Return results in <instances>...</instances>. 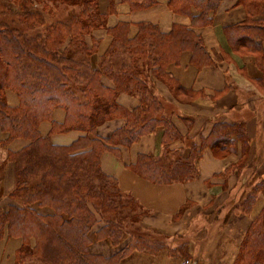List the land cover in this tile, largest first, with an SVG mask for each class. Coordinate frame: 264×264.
Here are the masks:
<instances>
[{"label": "trees", "instance_id": "1", "mask_svg": "<svg viewBox=\"0 0 264 264\" xmlns=\"http://www.w3.org/2000/svg\"><path fill=\"white\" fill-rule=\"evenodd\" d=\"M120 1L132 11L158 2ZM222 1L170 0V9L189 17L191 28L175 25L165 34L157 26L140 23L132 39L128 23L107 28L108 15L101 12L100 0L6 1L3 13L12 19L0 20V146L27 142L18 151L8 150L6 163L14 165L15 187L8 194L12 203L0 207V242H22L16 264H120L135 251L157 255L168 248L160 237L154 245L126 228L130 223L131 229L136 224L137 231H144L142 212L117 180L102 171L101 158L106 152L130 149L159 130H163L166 154L174 141L182 139L151 82L164 83L175 96L194 97L168 69L185 53L197 71L215 65L195 29L212 24ZM239 4L246 18L225 29L229 45L238 55L255 56L264 72L259 54L264 41V0H239ZM103 29L112 42L94 62L101 42L95 32ZM7 92L17 95L18 106L9 105ZM122 93L138 98L139 105L133 110L123 107L118 102ZM57 109L65 112L63 123L53 119ZM119 119L123 125L110 136L98 135L100 126ZM44 122L51 123L46 137L40 132ZM70 131L84 135L69 146L52 144L51 135ZM237 140L248 146L244 126L221 122L188 159L166 163L139 155L129 169L153 184L190 181L197 176L194 162L203 150L210 148L224 158L235 151ZM263 188L260 183L248 195L243 212L251 214ZM127 234L130 239L124 244ZM95 242H109L116 250L110 256L96 254ZM170 252L189 258L187 244ZM233 264H264V208L251 221Z\"/></svg>", "mask_w": 264, "mask_h": 264}, {"label": "crops", "instance_id": "2", "mask_svg": "<svg viewBox=\"0 0 264 264\" xmlns=\"http://www.w3.org/2000/svg\"><path fill=\"white\" fill-rule=\"evenodd\" d=\"M169 1L158 0L157 5L149 9L132 11L120 0L114 3L100 0V10L108 15L107 28H113L119 22L128 23L130 39L137 35L140 23L157 26L165 34L170 33L175 25L191 28V19L175 14ZM192 13L197 14L194 9ZM212 17L211 25L195 31L203 38L215 65L197 71L189 64L190 55L185 53L178 64L168 69L183 89L195 93L194 97L187 94L175 96L164 83L156 79L151 82V89L166 108V117L182 137L170 145L171 153L164 152L161 143L163 130H159L141 138L130 149L119 148L116 154L106 152L101 158L102 171L116 179L120 189L139 204L143 230L162 238L168 245L157 255L135 251L120 264H195V251L199 245L209 246L211 231L216 236L211 245L219 246L218 250L222 252L215 257L201 254V262L233 264L251 221L264 208L263 188L251 214L243 212L245 199L254 188L264 183V72L255 56L238 55L229 45L225 29L246 18L239 0H223ZM95 37L101 42L94 62L112 42L104 29L96 31ZM259 54L264 62V41ZM104 83L112 86L107 80ZM7 99L11 106H18V98L13 93L8 92ZM118 102L128 110L139 105L138 98L125 93L119 96ZM65 116L62 109H57L53 119L63 123ZM221 122L243 125L249 139L248 146L237 140L235 151L224 158L206 148L194 162L197 176L193 180L169 185L153 184L129 169L136 164L139 155L160 158L166 163L179 158L188 159L193 148L199 150L202 140L209 136L215 124ZM122 125L120 119L110 121L98 128V135L108 137ZM40 132L42 136H48L51 123H42ZM83 135L78 131L57 133L51 135V142L56 146H69ZM26 144L23 140H16L8 149L18 151ZM13 187L11 184L5 193L8 194ZM21 244L20 240L0 242V264H16ZM184 244L188 245L189 258L171 254V250ZM92 251L110 256L115 248L109 242L103 245L95 242Z\"/></svg>", "mask_w": 264, "mask_h": 264}, {"label": "rangeland", "instance_id": "3", "mask_svg": "<svg viewBox=\"0 0 264 264\" xmlns=\"http://www.w3.org/2000/svg\"><path fill=\"white\" fill-rule=\"evenodd\" d=\"M6 1L10 2L11 0H0V20H2V21H9V20L12 19L8 15L3 13V11L8 6V3ZM77 86L78 85H73V88H77ZM9 93H13V92H9ZM13 94L16 95L15 93H13ZM7 101L9 103V99H7ZM8 148H4V147L0 146V166H1V168H0V195H2L3 193L6 194L5 192L8 191L9 186L11 184H13V186L15 187V173L13 174L14 165L12 163H9V162L6 163V161H7V159H6L7 158V153H8V150H9ZM12 148H16V146H12ZM14 187H13V189H14ZM8 194H6L7 196L6 195H2L3 198H1V200L2 199L3 200H2V205H1L2 207L1 208H3V209L7 208L8 205H10L12 203L9 199H7L8 198ZM130 225H131L130 223L126 225V228H128L130 230L129 232L130 233H135L136 236L140 235V236L144 237L143 239L147 240V242L156 245L157 242L161 241V239L159 237L154 236L151 232H146V231L145 232L144 231H140L139 232V231H137V225L136 224L133 225L134 226L133 228H135V230L133 228L131 229ZM215 237L213 236L212 231H211V235L208 237V240H209L208 241V245L209 246H207L206 248H205V246L204 247L201 246V245L198 246V249L195 251V255H196V257H195L196 263L195 264H208L206 262H201V259H200L201 254H206V256H208V257H211V256L215 257V256L219 255L222 252V251L218 250L219 246H217V247L212 246L213 245L212 244L213 243V238L215 240ZM129 239H130V235L127 234L125 236L124 240H123L124 244L127 243L129 241ZM135 239H137V238H135ZM211 247H212L213 251H211ZM211 264H218V263L217 262H213Z\"/></svg>", "mask_w": 264, "mask_h": 264}]
</instances>
